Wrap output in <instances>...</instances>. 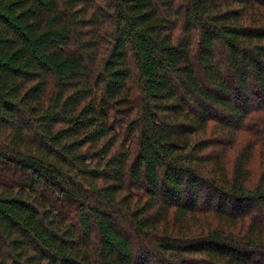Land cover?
Wrapping results in <instances>:
<instances>
[{
  "label": "trees",
  "instance_id": "obj_1",
  "mask_svg": "<svg viewBox=\"0 0 264 264\" xmlns=\"http://www.w3.org/2000/svg\"><path fill=\"white\" fill-rule=\"evenodd\" d=\"M262 145L264 0H0V264H264Z\"/></svg>",
  "mask_w": 264,
  "mask_h": 264
},
{
  "label": "rangeland",
  "instance_id": "obj_2",
  "mask_svg": "<svg viewBox=\"0 0 264 264\" xmlns=\"http://www.w3.org/2000/svg\"><path fill=\"white\" fill-rule=\"evenodd\" d=\"M209 130H210V127H209ZM250 137H253L252 134H251V132L242 133L240 135L239 139H238V144H240V145L245 144ZM262 146H264V145H262ZM234 154H235V151L234 150H229L228 151V158L227 159L230 162V167H231V163L233 162ZM251 168H252L251 170L253 171V177L254 178H257L258 173L260 171V168L258 166L257 158H255L254 161L252 162Z\"/></svg>",
  "mask_w": 264,
  "mask_h": 264
}]
</instances>
